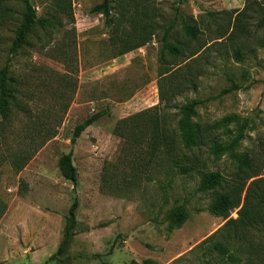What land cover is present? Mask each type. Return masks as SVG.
I'll return each instance as SVG.
<instances>
[{"label":"rangeland","instance_id":"1","mask_svg":"<svg viewBox=\"0 0 264 264\" xmlns=\"http://www.w3.org/2000/svg\"><path fill=\"white\" fill-rule=\"evenodd\" d=\"M31 1L39 17L53 19L55 25L37 27L31 45L11 63L20 79L15 93L20 105L9 124H0V198L7 206L0 219V264H129L145 259L158 264H245L241 252L243 261L232 263L204 244L226 220L208 211L213 193L198 191L200 176H167L156 164L137 168L149 159L146 146L131 147L117 127L143 111L162 108L160 88L172 89L171 81H181V75L190 72L196 88L185 89L175 102L204 101L196 119L201 124L231 114L246 121L239 149L258 157L264 179V27L257 24L261 13L250 10L249 30L229 39L247 0H139L138 10L126 6L112 15L120 37L135 30L141 36L143 30L147 43L118 56L105 17L91 12L103 0ZM4 2L13 6L12 0ZM20 13L17 2L13 19ZM4 22L0 10V69L8 60L16 26ZM185 23L199 28L196 39L186 34ZM235 50L241 51V61L235 59ZM230 78L240 89L223 94L232 85ZM103 110L109 114L88 127L73 146L75 127ZM178 119V111L171 110L168 124L175 127ZM70 151L78 169L76 187L58 166ZM22 163L26 165L20 169ZM230 165L223 156L210 169L226 175ZM76 198L71 244L49 261L65 238ZM174 207H184L188 218L172 229L168 213ZM231 216L237 218V211ZM254 241L264 246V233ZM238 246L232 245L231 252Z\"/></svg>","mask_w":264,"mask_h":264},{"label":"trees","instance_id":"2","mask_svg":"<svg viewBox=\"0 0 264 264\" xmlns=\"http://www.w3.org/2000/svg\"><path fill=\"white\" fill-rule=\"evenodd\" d=\"M4 1L6 0H0L4 23L11 20L16 26L13 31L14 38L8 60L5 66L0 69V124L2 125L11 122L13 109L20 105L15 94L20 79L14 76V71L11 70L12 61L19 56L22 49L31 45L30 36L37 27L55 25L53 19L39 17L31 0H12L13 6H9ZM17 2L21 6V13L19 19L15 20L12 16L15 14ZM58 5L63 7L61 4ZM126 6L138 10L141 2L139 0H103L91 10L93 14H102L105 17L106 26L111 28L114 33L111 41L119 47L118 56L143 47L147 43L142 36L143 30L141 36L137 30L134 33H128L126 37L118 35L120 28L114 22L112 11L126 9ZM250 10L261 13L257 18V24L259 27H264V3L247 0L246 8L237 12L234 29L228 36L229 39L249 30L246 19H253L252 16H248ZM125 15L126 13H123V19ZM132 23L138 25V22L133 18ZM185 32L189 37L196 39L199 28L185 23ZM224 37L222 36V38ZM139 39L141 41L137 42ZM170 48L172 52H178L176 47ZM196 54H192L191 57ZM234 56L235 59L241 61L240 50H235ZM173 73L176 72L173 71L170 75H174ZM181 79V81L172 79V89L170 90L165 91L160 88L162 108L157 106L121 121L117 127V133L128 139L131 147L136 145L135 143L145 144L144 153L148 155L149 159L136 165L137 168H148L156 164L160 168L159 171L167 176L173 172L181 176H191L192 174L200 176L198 191L213 193L208 211L212 215L226 220V223L204 242V244H210L208 249L210 253L227 256V261L239 263L243 261V258L238 256V253L241 252L246 255L245 264H264V246L254 241L255 236L264 233V179L260 178L263 174L258 157L255 158L251 152L239 149L241 142L246 138L245 131L248 124L237 114L228 115L210 124H201L196 121L199 116L198 106L204 101L188 99L183 104L176 103V98L185 89L196 88L195 80L190 72L185 76L181 75ZM230 81L232 85L224 89L223 94L240 89L234 79L230 78ZM171 110H177L179 115L175 127L168 124ZM151 111L154 114L146 118ZM108 114V110L99 111L77 125L71 140L72 145L76 144L77 139L88 127ZM137 118L144 119L137 123L135 121ZM223 156H227L231 160L230 172L226 175L218 170L210 169V164L214 165ZM20 160L23 162L25 158ZM25 165L26 163H22L19 168L22 169ZM58 166L61 175L76 187L79 176L78 169L74 164L73 151L62 155ZM78 206L79 200L76 198L69 210L71 223L66 230L65 238L49 261L57 259L69 248L77 224ZM6 210L7 206L0 198V219ZM235 210L238 214L237 218L231 216ZM168 218L172 221V229L180 227L187 220L188 212L184 207H174L168 213ZM236 243L239 244L237 252L232 253L231 247ZM129 264H158V262L153 259H145L142 262L132 260Z\"/></svg>","mask_w":264,"mask_h":264}]
</instances>
